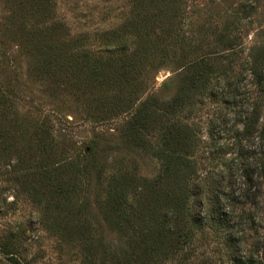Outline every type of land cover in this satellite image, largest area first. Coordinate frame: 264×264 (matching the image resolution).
Wrapping results in <instances>:
<instances>
[{"label": "trees", "instance_id": "trees-1", "mask_svg": "<svg viewBox=\"0 0 264 264\" xmlns=\"http://www.w3.org/2000/svg\"><path fill=\"white\" fill-rule=\"evenodd\" d=\"M131 3L125 23L100 35L102 53L91 49L88 37L54 19L53 0H30L40 18L23 28L44 64L60 58L78 78L117 86L118 102L107 103L102 115L131 112L121 129L128 147L143 149L151 127L152 101L140 100L141 88L161 68L178 70L180 89L162 101V175L149 181L117 173L107 185L102 214L109 225L128 231L127 238L114 247L103 236L95 239L83 218L90 208L87 196L78 205L81 180L104 173L106 150L99 137L83 158L48 167L58 150L47 144L52 120L31 124L41 137L37 161L27 116H13L0 105V144L19 137L9 174L43 208L40 226L79 250L83 264H264V45L238 65L244 53L237 27H214L189 16L185 0ZM206 154L219 172L201 173ZM23 237L18 226L0 236L7 264L37 263L28 258Z\"/></svg>", "mask_w": 264, "mask_h": 264}, {"label": "rangeland", "instance_id": "rangeland-1", "mask_svg": "<svg viewBox=\"0 0 264 264\" xmlns=\"http://www.w3.org/2000/svg\"><path fill=\"white\" fill-rule=\"evenodd\" d=\"M185 2L187 14L201 18L199 21H210L219 28L226 24L238 28L241 37L239 48L244 53L238 65L244 62L252 49L264 45V0ZM53 3L54 19L68 24L73 34L88 37L87 44L91 49L101 53L105 50V42L100 35L122 26L132 9L131 0H53ZM250 7L254 11H250ZM39 18L38 12L30 7V0H0V105L9 107L13 116H27L30 126L27 137L32 142L30 146L37 161L41 156V137L31 124H40L38 119L52 120V134L47 144L54 143L58 150L48 167L77 156L83 158L89 142L99 137L102 149L106 150L104 173L100 176L92 173L89 180H81L80 186L84 191L79 193L78 205L87 196L90 208L85 211L82 206L79 208L81 213L84 211L83 218L91 223L94 238L103 236L108 244L118 246L127 238L128 231L109 225L105 220L107 214H102L101 210L107 197L109 179L113 174L123 172L149 181L162 175V101L170 100L180 89L181 80L176 76L178 70H175V65L161 68L141 88L138 93L140 100L152 101L151 127L145 133L143 149L128 147L123 142L121 129L131 112L102 115L107 103L118 102L115 98L117 86H100L89 83L86 77L78 78L77 72L69 69L60 58L52 66L44 64L31 47L27 31H23V28L31 29ZM55 118L61 120L60 126ZM16 135L14 132L12 136ZM18 139L0 144V236L9 227L18 226L24 232L27 256L35 258L36 264H83L79 250H70L62 238L40 226L43 208L20 191L9 174L20 152ZM204 157L206 160L200 166L201 173L221 170L213 169L215 165L208 154ZM101 257L99 255L98 263ZM107 257L106 262H111V257ZM0 264H7L2 255Z\"/></svg>", "mask_w": 264, "mask_h": 264}]
</instances>
